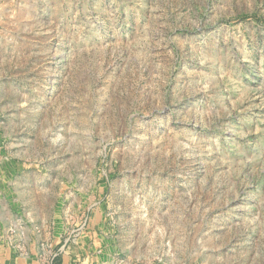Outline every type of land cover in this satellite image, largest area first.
<instances>
[{
    "label": "rangeland",
    "instance_id": "rangeland-1",
    "mask_svg": "<svg viewBox=\"0 0 264 264\" xmlns=\"http://www.w3.org/2000/svg\"><path fill=\"white\" fill-rule=\"evenodd\" d=\"M2 216L18 259L264 264V0H0Z\"/></svg>",
    "mask_w": 264,
    "mask_h": 264
},
{
    "label": "crops",
    "instance_id": "crops-1",
    "mask_svg": "<svg viewBox=\"0 0 264 264\" xmlns=\"http://www.w3.org/2000/svg\"><path fill=\"white\" fill-rule=\"evenodd\" d=\"M6 216H2L0 217V220L5 221L4 218ZM42 237L43 234L41 236H36L35 237V242H33L34 247L36 248L35 251L37 252H41L43 249L38 248L40 246V244L42 243ZM29 240L31 241V239L29 238ZM28 240V244H30V241ZM30 246V245H28ZM83 249V248H82ZM81 248H76L74 250H71L70 253L72 254H76V259H74L71 256H66L64 259L61 258V262L60 261H56L55 264H75V262H79L80 261V257L83 253L86 254L85 256V260L83 264H93V250L94 247L91 246H86L85 249L82 250ZM27 251H31V249H27ZM89 254V256H88ZM80 256V257H79ZM83 258V257H82ZM0 264H46L45 261L43 259L40 258H26V259H18L15 258L12 255V252H10V250L8 248H1L0 249Z\"/></svg>",
    "mask_w": 264,
    "mask_h": 264
}]
</instances>
